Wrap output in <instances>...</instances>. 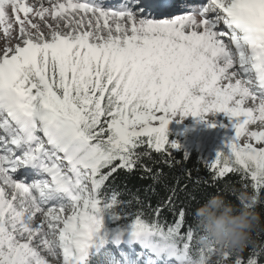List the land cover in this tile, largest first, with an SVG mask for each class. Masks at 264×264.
<instances>
[{
  "label": "rangeland",
  "instance_id": "1",
  "mask_svg": "<svg viewBox=\"0 0 264 264\" xmlns=\"http://www.w3.org/2000/svg\"><path fill=\"white\" fill-rule=\"evenodd\" d=\"M193 1L164 0L163 7L150 10L137 0L108 6L95 0H0V96L29 136L22 146L17 127L0 111V264H83L97 232L84 221L92 194L88 169L95 162H84L91 153L81 139L70 145V161L63 162L60 130L69 122L56 117L39 126L32 122L31 86L23 79L28 68L43 70L58 60L70 68L106 65L134 107L142 98L158 102L147 121L115 123L122 141L128 132L154 135L152 147L160 149L170 127L191 146L212 149L215 159L233 155L234 162L262 175L264 94L255 86L241 29L232 31L221 10L239 9L237 19L260 51L256 73L264 84V0ZM38 158L71 187L66 197L54 194L37 167L22 173L25 160ZM77 169L80 178L72 172ZM150 237L149 232L116 236L114 247L106 246L110 264H222L230 233L220 230L215 244L192 260L185 255L169 260Z\"/></svg>",
  "mask_w": 264,
  "mask_h": 264
},
{
  "label": "trees",
  "instance_id": "2",
  "mask_svg": "<svg viewBox=\"0 0 264 264\" xmlns=\"http://www.w3.org/2000/svg\"><path fill=\"white\" fill-rule=\"evenodd\" d=\"M23 79L31 86L32 120H67L93 150L86 219L99 226L83 264H109L97 247L104 236L149 231L154 246L192 260L228 229L222 264H264V171L257 177L225 153L215 159L212 149L191 146L171 129L160 149L152 147L154 135L128 132L122 141L115 123L147 121L158 102L127 104L128 93L118 90L108 66L70 68L56 61L43 70L28 68Z\"/></svg>",
  "mask_w": 264,
  "mask_h": 264
},
{
  "label": "bare ground",
  "instance_id": "3",
  "mask_svg": "<svg viewBox=\"0 0 264 264\" xmlns=\"http://www.w3.org/2000/svg\"><path fill=\"white\" fill-rule=\"evenodd\" d=\"M198 7L199 6L195 7V8H197V10H195V11H198ZM218 33H219L218 34L219 37L223 36L222 32H218ZM0 74H2L1 68H0ZM69 126H70L69 124H66L60 130V133H61V149H60V152L65 155L63 162H67L71 158L72 152L70 151V148H69L70 145H74V144L80 142V140L76 137L75 132ZM47 137H48V141L51 142V138H49V135H47ZM35 161L33 163L34 166L38 167V169H40V170H43L46 175H49V178H50L49 180L52 183V185L59 182L56 179L57 178L56 170L54 169L53 166H50V164H45L46 162H44L43 159L38 158ZM55 165H57V164L55 163ZM42 194H44V193H42ZM43 197H45V195H43ZM168 253H169L168 256L170 257L171 251Z\"/></svg>",
  "mask_w": 264,
  "mask_h": 264
}]
</instances>
